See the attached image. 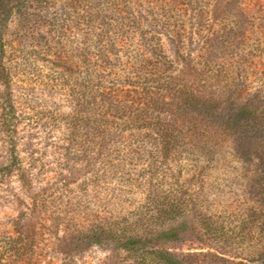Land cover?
<instances>
[{"label":"rangeland","instance_id":"rangeland-1","mask_svg":"<svg viewBox=\"0 0 264 264\" xmlns=\"http://www.w3.org/2000/svg\"><path fill=\"white\" fill-rule=\"evenodd\" d=\"M0 40V264H264V0H0ZM181 84L227 103L165 148L127 107Z\"/></svg>","mask_w":264,"mask_h":264},{"label":"trees","instance_id":"trees-1","mask_svg":"<svg viewBox=\"0 0 264 264\" xmlns=\"http://www.w3.org/2000/svg\"><path fill=\"white\" fill-rule=\"evenodd\" d=\"M4 46L2 40H0V76L3 78V81L6 82L7 87L9 86V74L3 63L4 57ZM187 85H179L177 89H170L166 87L165 89H158L156 92H148L141 96V93L138 95L142 98L140 100L135 101L132 99L130 101L131 106L127 107L131 114L132 119L134 120H146L148 119L149 113L156 114V119L158 120L156 123V130L159 132V138L161 140V145L165 148H173L177 142V135L175 129L174 122L164 121L161 116L167 115L169 118H173L174 120L182 119L188 116L189 113H192L193 110H199V112H209L211 110L217 112H221L220 108L225 107L223 104H226L227 101L221 103L219 97L215 96H207L202 93L195 92L186 88ZM152 93V94H151ZM101 100L103 98L100 97ZM105 102H107V98L104 97ZM228 102H231L228 100ZM135 104V105H134ZM242 112L240 115L246 119L249 116V109L245 104H242ZM3 115H4V123L7 127H12L13 130H16L15 124L13 125L14 117V103L11 101L10 95L7 94L6 101L3 106ZM15 149V148H14ZM13 151V150H12ZM9 168V165H6ZM175 209L173 206L169 208V212L171 215H174ZM101 230V229H100ZM110 235L114 232L117 233L119 230L116 226L112 225L111 227L104 228ZM104 231V232H105ZM95 234L97 230L95 229ZM103 232V231H102ZM127 250H133V247L126 246L124 247Z\"/></svg>","mask_w":264,"mask_h":264}]
</instances>
